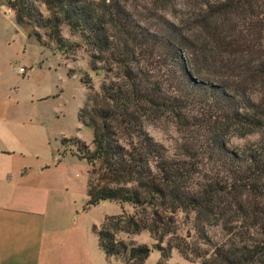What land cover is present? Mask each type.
<instances>
[{
  "label": "trees",
  "instance_id": "16d2710c",
  "mask_svg": "<svg viewBox=\"0 0 264 264\" xmlns=\"http://www.w3.org/2000/svg\"><path fill=\"white\" fill-rule=\"evenodd\" d=\"M5 4L39 45L59 52L80 44L90 71L102 74L99 94L77 113L91 149L76 138L59 144L89 166L84 209L112 202L136 212L125 217L120 208L94 232L103 255L144 264L149 248L114 232L146 231L159 243L166 213L178 210L194 214L196 239L209 251L196 254L199 264H264V0ZM63 27L79 43H69ZM81 82L90 89L89 79ZM163 115L182 138L172 156L143 128ZM250 134L257 141L241 150L227 145L230 135ZM213 225L223 234L218 242L205 230ZM159 252L156 264H166L169 249Z\"/></svg>",
  "mask_w": 264,
  "mask_h": 264
},
{
  "label": "rangeland",
  "instance_id": "374dc122",
  "mask_svg": "<svg viewBox=\"0 0 264 264\" xmlns=\"http://www.w3.org/2000/svg\"><path fill=\"white\" fill-rule=\"evenodd\" d=\"M31 31V26H17L5 0H0V121L17 124L29 140L31 152L26 159L30 171L35 172L38 165L44 170L39 196L53 209L54 231L45 243L43 264H121V259L103 255L94 232L106 217L121 214V209L125 217H131L135 210L112 202L84 209L89 166L71 154L73 147L59 144L63 138H76L91 149L92 133L77 120V113L89 95L99 94L102 74L96 76L90 71L87 53L80 44L58 52L51 43L47 47L39 45ZM39 33L46 42L43 32ZM62 36L69 43H79L66 27ZM19 67L25 69L23 75L17 72ZM86 78L90 89L81 82ZM143 128L168 156L176 154L182 138L169 115L146 121ZM257 139L256 134L230 135L227 145L241 150ZM193 218L192 212L166 213L167 232L159 243L146 231L135 235L115 231L114 237L146 245L150 252L144 264H156L161 248L169 249L166 264H199L201 258L196 254L203 256L209 251L196 239ZM205 230L212 241L218 242L223 236L218 225Z\"/></svg>",
  "mask_w": 264,
  "mask_h": 264
},
{
  "label": "crops",
  "instance_id": "0c3cea01",
  "mask_svg": "<svg viewBox=\"0 0 264 264\" xmlns=\"http://www.w3.org/2000/svg\"><path fill=\"white\" fill-rule=\"evenodd\" d=\"M28 141L17 124L0 121V264H43L54 231L53 209L39 196L44 170L27 164Z\"/></svg>",
  "mask_w": 264,
  "mask_h": 264
},
{
  "label": "built area",
  "instance_id": "2783aa9c",
  "mask_svg": "<svg viewBox=\"0 0 264 264\" xmlns=\"http://www.w3.org/2000/svg\"><path fill=\"white\" fill-rule=\"evenodd\" d=\"M17 71H18L19 74H23L24 73V69L22 67L18 68Z\"/></svg>",
  "mask_w": 264,
  "mask_h": 264
}]
</instances>
